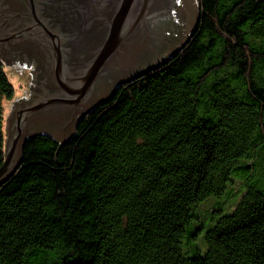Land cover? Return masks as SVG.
Segmentation results:
<instances>
[{
	"label": "trees",
	"instance_id": "16d2710c",
	"mask_svg": "<svg viewBox=\"0 0 264 264\" xmlns=\"http://www.w3.org/2000/svg\"><path fill=\"white\" fill-rule=\"evenodd\" d=\"M196 2L174 57L26 144L0 264H264V0ZM12 97L0 63V167Z\"/></svg>",
	"mask_w": 264,
	"mask_h": 264
},
{
	"label": "water",
	"instance_id": "95a60500",
	"mask_svg": "<svg viewBox=\"0 0 264 264\" xmlns=\"http://www.w3.org/2000/svg\"><path fill=\"white\" fill-rule=\"evenodd\" d=\"M198 21L196 0H0V62L18 92L3 102L0 184L28 142L65 144L122 85L174 57Z\"/></svg>",
	"mask_w": 264,
	"mask_h": 264
},
{
	"label": "rangeland",
	"instance_id": "374dc122",
	"mask_svg": "<svg viewBox=\"0 0 264 264\" xmlns=\"http://www.w3.org/2000/svg\"><path fill=\"white\" fill-rule=\"evenodd\" d=\"M3 67H4V64H3ZM8 80H9V82L11 83V85L13 87V97L11 99V100H13L17 96L18 92H17V89H16L15 85L10 81L9 78H8ZM212 206H213V201L206 202L204 205H202V206L199 207V209H198L199 214L202 215V216H204V214H206L207 211H210L212 209Z\"/></svg>",
	"mask_w": 264,
	"mask_h": 264
},
{
	"label": "flooded vegetation",
	"instance_id": "af4514ba",
	"mask_svg": "<svg viewBox=\"0 0 264 264\" xmlns=\"http://www.w3.org/2000/svg\"><path fill=\"white\" fill-rule=\"evenodd\" d=\"M0 63H2V62H0ZM31 84H32V80H31ZM31 84H30V86H29V92H30V95H29L27 98H29V97L31 96V94H32V91H31V89H30V87L32 86Z\"/></svg>",
	"mask_w": 264,
	"mask_h": 264
}]
</instances>
